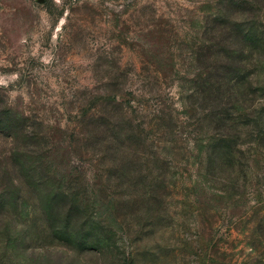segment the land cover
Masks as SVG:
<instances>
[{
    "label": "rangeland",
    "instance_id": "obj_1",
    "mask_svg": "<svg viewBox=\"0 0 264 264\" xmlns=\"http://www.w3.org/2000/svg\"><path fill=\"white\" fill-rule=\"evenodd\" d=\"M219 1L0 0V264H264V144L190 97Z\"/></svg>",
    "mask_w": 264,
    "mask_h": 264
},
{
    "label": "trees",
    "instance_id": "obj_2",
    "mask_svg": "<svg viewBox=\"0 0 264 264\" xmlns=\"http://www.w3.org/2000/svg\"><path fill=\"white\" fill-rule=\"evenodd\" d=\"M214 9L203 20L202 41L197 46L206 60L205 73L199 82L194 81L190 95L202 110L207 109V123L212 126L216 144L208 146L209 161L221 141L236 143L238 135L229 130L237 125L249 130V138L264 144V104L246 71L249 58L262 44L261 25L245 19V14L254 13L245 0H220ZM0 204L5 207L2 200Z\"/></svg>",
    "mask_w": 264,
    "mask_h": 264
}]
</instances>
